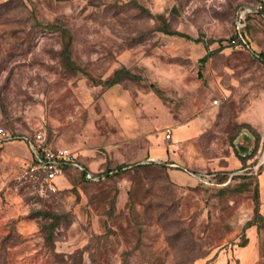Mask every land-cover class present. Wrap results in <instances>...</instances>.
Instances as JSON below:
<instances>
[{"label":"rangeland","instance_id":"obj_1","mask_svg":"<svg viewBox=\"0 0 264 264\" xmlns=\"http://www.w3.org/2000/svg\"><path fill=\"white\" fill-rule=\"evenodd\" d=\"M257 51L264 0H0V264H264ZM38 132L99 179L27 177Z\"/></svg>","mask_w":264,"mask_h":264},{"label":"built area","instance_id":"obj_2","mask_svg":"<svg viewBox=\"0 0 264 264\" xmlns=\"http://www.w3.org/2000/svg\"><path fill=\"white\" fill-rule=\"evenodd\" d=\"M245 25L244 13H239L235 20V36L230 39L233 44L248 46V40L243 34ZM264 70V60H262ZM166 137H171L172 131L167 128ZM10 135L6 129L0 125V142L9 139ZM30 150V162L25 170L26 176L31 179H41L49 189H56V179L65 174L66 166L77 168L84 172L88 180H97L100 175L88 169L78 155L67 147L53 146L47 143L41 132L36 133L33 137L26 138ZM264 142V139L262 143ZM264 151V148H263ZM148 160H155L150 158ZM264 160L259 159L257 166Z\"/></svg>","mask_w":264,"mask_h":264},{"label":"crops","instance_id":"obj_3","mask_svg":"<svg viewBox=\"0 0 264 264\" xmlns=\"http://www.w3.org/2000/svg\"><path fill=\"white\" fill-rule=\"evenodd\" d=\"M259 103L252 102L251 108H254V111L256 108H259V111L260 108L262 109L260 113L263 115V122H262L263 126L261 125V127H259V130L262 132L263 131L262 129H264V107L262 108V105ZM196 129H197V123L190 122L189 125L186 124V125L178 126L174 132V135L176 136V138L185 137L194 134L196 132ZM262 138H264V132L261 133V139ZM170 170H171L170 174L175 181L180 183L188 182L189 180L188 176L179 173L176 169H170ZM258 186L260 188L261 200H262L261 212L264 214V167L261 169V171L258 174Z\"/></svg>","mask_w":264,"mask_h":264},{"label":"trees","instance_id":"obj_4","mask_svg":"<svg viewBox=\"0 0 264 264\" xmlns=\"http://www.w3.org/2000/svg\"><path fill=\"white\" fill-rule=\"evenodd\" d=\"M245 26H246V23H245V25H244V28H243V34L245 33ZM235 36V32H234V35H232V37H234ZM232 37H230V39L232 38ZM206 57H207V55L205 54L204 56H202L201 58H200V60L201 61H204L205 59H206ZM257 57L260 59V61H261V64H262V60H264V53H262V52H260V51H257ZM82 161V160H81ZM147 163H151V162H154V163H162V164H165V162H161V161H157V160H147L146 161ZM84 163V162H83ZM85 164V163H84ZM85 166H86V164H85ZM259 166V168H260V171H261V169L264 167V160L258 165ZM87 167V166H86ZM70 169H72V170H75L82 178H84V179H86V180H88L86 177H85V175H84V172L83 171H81V170H78L77 168H74V167H71V166H66V168H65V171H67V170H70ZM259 171V172H260ZM259 214V216H262L261 214H263V213H258ZM264 216V215H263ZM252 224H257L256 223V221L255 220H253V221H248L247 222V227L248 226H250V225H252ZM257 226H258V224H257Z\"/></svg>","mask_w":264,"mask_h":264},{"label":"water","instance_id":"obj_5","mask_svg":"<svg viewBox=\"0 0 264 264\" xmlns=\"http://www.w3.org/2000/svg\"><path fill=\"white\" fill-rule=\"evenodd\" d=\"M245 138H246L248 141L250 140L249 135H246ZM243 146H244V145H240L241 150H245V149L247 148V146H244V148H243Z\"/></svg>","mask_w":264,"mask_h":264},{"label":"bare ground","instance_id":"obj_6","mask_svg":"<svg viewBox=\"0 0 264 264\" xmlns=\"http://www.w3.org/2000/svg\"><path fill=\"white\" fill-rule=\"evenodd\" d=\"M243 148H244V146H243Z\"/></svg>","mask_w":264,"mask_h":264}]
</instances>
